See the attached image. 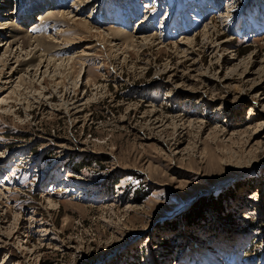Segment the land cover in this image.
<instances>
[{
    "label": "rangeland",
    "instance_id": "obj_1",
    "mask_svg": "<svg viewBox=\"0 0 264 264\" xmlns=\"http://www.w3.org/2000/svg\"><path fill=\"white\" fill-rule=\"evenodd\" d=\"M4 1L0 264H264V0Z\"/></svg>",
    "mask_w": 264,
    "mask_h": 264
},
{
    "label": "bare ground",
    "instance_id": "obj_2",
    "mask_svg": "<svg viewBox=\"0 0 264 264\" xmlns=\"http://www.w3.org/2000/svg\"><path fill=\"white\" fill-rule=\"evenodd\" d=\"M1 1V0H0ZM43 0H36V1H34V3H33V5H32V7H30V5H28L30 8H29V11L31 10V11H34L35 9L36 10H41L42 9V7H44V4H43V2H42ZM47 1V0H46ZM60 0H50V2H49V4L48 5H50V4H55L56 2H59ZM79 1V0H78ZM83 1V0H82ZM85 1V0H84ZM87 1V0H86ZM85 1V2H86ZM91 1V0H90ZM4 2H6V0L4 1ZM94 2V1H93ZM81 3V2H80ZM83 4V3H82ZM4 5H6V4H4ZM73 5V4H72ZM80 6V5H79ZM53 7H54V5H53ZM52 7V8H53ZM50 9H51V7H50ZM47 10H49V8L48 9H46V11ZM74 11V10H73ZM73 11H68V13H60L61 14V16L60 15H56L52 10H50V11H47L46 12V14L45 15H47V17H49L48 19H54L53 21H55V22H66V21H68L67 19H68V17H66V15L67 14H69V16H71V18H69V19H71V20H73V24H77V25H79V26H83L84 27V29H86V32H88V33H90V34H92V26L90 25V21L89 20H83V18L80 16L81 14L78 12V13H72ZM28 13V12H27ZM43 15V14H42ZM25 16H27V15H25ZM43 19L45 18L46 19V17L45 16H41ZM52 17H54V18H52ZM63 17V18H62ZM22 18H24V16H20V18L19 19H22ZM27 18V17H26ZM41 18V19H42ZM44 19V20H45ZM23 20H25V19H23ZM47 20V19H46ZM49 20V21H50ZM49 21H47V22H49ZM53 24H54V22H53ZM45 28V27H44ZM46 31H48V30H46ZM5 33V32H4ZM107 34V35H106ZM67 34H66V31H64V33L63 32H61V35L60 36H63L64 37V40L66 41V44L67 43H72V42H75L77 39L76 38H79V37H70V38H67V36H66ZM98 42L100 41L101 43H106V42H109V43H113L115 46H117L118 47V43L117 42H119L120 40H122V43L120 44L121 46H124V47H127V46H137L138 44H140V43H142L144 40H148V39H150V40H153L154 39V41H156V40H158L159 41V43H162L163 44V41H161V36L160 37H155V36H153V37H151V35H144V34H139L136 38H135V35H133V34H131V33H128V32H126L125 30H120V29H114V28H109L108 29V31H106L104 34L103 33H98ZM14 36H16V35H14ZM28 36V35H27ZM58 36V35H57ZM66 36V37H65ZM87 37V36H86ZM81 38V37H80ZM12 39V38H11ZM18 39V38H17ZM16 38H14V39H12V41L11 42H13V47L15 46V45H18V48L16 49L17 50V52H16V55H15V57L14 58H7L5 61H6V63L4 64L5 66H8V67H10V71H11V73L9 74V79H13V77L16 75V74H18L19 72H21V71H25V72H27V70H25L26 68H25V66L27 65V67L28 68H31V69H34L33 71H34V73H37L38 74V71H40V69H42L44 66H48L49 64H50V58H48V63L47 64H45V62L47 61L46 59H43V57H42V55H41V57L38 59L37 58V56H40V55H37L36 56V53L38 52V51H41V49H42V51H44L45 53H47V55H51L50 57H53V54H54V52H52V48L54 49V48H56V50H58V47H59V49H61V46H59V45H61V43L60 44H57V45H55L54 47L52 46V45H50V42H48L47 40H46V37L44 36V37H42V36H40V35H38V36H30L29 38H27V37H22V41H21V39H19V40H17ZM80 40H82V38L80 39ZM48 42V43H47ZM0 43L2 44V41H0ZM7 43V42H6ZM51 44H53V43H51ZM55 44V43H54ZM65 44V43H64ZM176 44H178V43H176ZM11 46V45H10ZM28 46H33V49H31V51L29 52V53H27V55H29V54H31L32 53V51L34 50V54H33V56H31V58L29 59V60H25L24 61V59H22V60H20L19 58H18V60L17 61H15L16 62V64L17 63H20V67H21V69H19L18 67H16V66H14V65H10V62H11V60H13V59H15V58H17L18 56H21V51H19V48H21V50H23V49H25V47H28ZM13 47H11V48H13ZM94 47V46H93ZM10 48V50L11 51H13V49H11ZM63 48V47H62ZM9 49V48H8ZM35 49H37V50H35ZM9 51V50H8ZM7 51V52H8ZM186 51V50H185ZM184 51V52H185ZM83 53V52H82ZM10 54V53H9ZM12 54H13V52H12ZM14 56V55H13ZM79 56H81V59H82V62H84L85 63V61H87V56L86 55H79ZM37 59H38V61H37ZM45 60V61H44ZM35 62H37V63H35ZM35 63V64H34ZM45 68V67H44ZM47 70H48V68H46ZM45 69V70H46ZM46 70V71H47ZM45 71V72H46ZM44 72V71H43ZM29 73V72H28ZM40 73H41V71H40ZM36 76V75H35ZM35 76H32V78L33 77H35ZM22 77V76H21ZM22 82H23V79H22ZM32 84V83H31ZM33 85V84H32Z\"/></svg>",
    "mask_w": 264,
    "mask_h": 264
}]
</instances>
